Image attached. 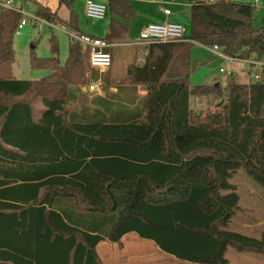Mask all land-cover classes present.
Listing matches in <instances>:
<instances>
[{
	"label": "trees",
	"instance_id": "1",
	"mask_svg": "<svg viewBox=\"0 0 264 264\" xmlns=\"http://www.w3.org/2000/svg\"><path fill=\"white\" fill-rule=\"evenodd\" d=\"M190 1V36L148 45L117 85L102 75L105 97L90 102L89 53L77 43L61 65L52 38V58L31 60L49 75L12 78L23 15L0 8V264H103L98 246L132 233L191 264H230V247L264 255V238L225 230L242 211L237 172L264 188V66L258 83L190 87L194 44L261 61L264 26L254 28L253 4ZM75 2L60 3L73 12ZM107 4L105 40L119 43L135 12L127 0ZM37 19L82 33L74 12L67 23L42 7ZM191 97L223 102L199 117Z\"/></svg>",
	"mask_w": 264,
	"mask_h": 264
},
{
	"label": "rangeland",
	"instance_id": "2",
	"mask_svg": "<svg viewBox=\"0 0 264 264\" xmlns=\"http://www.w3.org/2000/svg\"><path fill=\"white\" fill-rule=\"evenodd\" d=\"M10 1L12 2L11 6H13L15 10L21 12L23 19L28 21V25L21 30V34L15 35L13 40L15 62L12 66V78L19 81H39L49 75L50 72L46 70H33L31 67V60L34 57L41 60L52 58V38H56L58 42L59 54L57 58L61 65H64L69 57L71 43L69 37L70 30L67 28L65 30V27L61 24L49 26V24L37 19V12L40 8H49L51 12L57 13L64 22H70L74 12L77 16L79 29L84 34L104 38L109 32L111 21L109 13L103 21L88 19L84 12V0H76L73 12L65 5H61V0H0V3ZM166 1L169 2V5L163 6V8L170 10L174 14L176 23L183 26L187 30L188 36H190V0ZM232 1L239 4H253L257 9L253 20V26L255 29H261L264 26V0H258L257 3L255 2L256 0ZM100 2H105L106 4L107 0H101ZM141 2L142 3L132 4L138 13L137 20H140L146 15L152 16L155 9L159 10L157 8L158 6L156 7L142 0ZM136 25L137 24H135V26ZM135 26L132 27V30L125 40L111 49L112 69L110 71L112 72L115 70V74L118 75L116 76L117 78L124 72L127 74V66L138 63L137 60H139V57L136 53L135 44L140 41V29H137ZM140 43V45H144L142 42ZM230 59V62H226L224 59L214 55L212 48L194 44L191 51L193 72L190 76V87L220 85L221 88H225L232 82L250 84L255 82V75L261 71V67L264 65V59L261 61L255 59L257 60L255 61L253 57H251L250 60H240L238 58ZM253 62H256V64L250 65ZM221 69H225L226 73L221 74ZM106 72L108 73L109 70ZM106 72H103V74ZM95 73L97 72L93 71L90 74L89 86L81 89L82 92L87 95L88 102L96 97H105L102 87V83L104 82L99 84L96 92L90 91V87L94 84V81L98 79H101V81L103 80V74L100 75L97 73L95 79ZM106 78H108V81H111L108 75H106ZM119 82L115 81V85ZM84 89H86V91H84ZM116 90L115 87L110 89L111 92ZM99 93L101 95H99ZM137 94L140 98L143 97L146 95V89L143 87L138 88ZM25 101L32 103L35 114L37 115L44 110L40 96H32ZM222 102L223 100L217 101L213 99L191 97L190 107L194 113H197V115L200 114L199 117H203L208 112H215L216 105ZM231 183L237 188V193L240 196V210L242 211L232 219L225 230L260 239L261 234L264 233V188L258 185L243 170L237 172L235 177L231 180ZM246 226H248V229H246ZM101 246L102 247L99 249V256L103 264H154L152 259L140 260V258L146 255L159 258L165 254L159 251L152 241H145L134 233L126 236L122 242V246H117L107 241ZM226 258L230 261V264H264V255L246 252L241 253L232 247L228 249ZM127 260H129V262Z\"/></svg>",
	"mask_w": 264,
	"mask_h": 264
},
{
	"label": "built area",
	"instance_id": "3",
	"mask_svg": "<svg viewBox=\"0 0 264 264\" xmlns=\"http://www.w3.org/2000/svg\"><path fill=\"white\" fill-rule=\"evenodd\" d=\"M84 1H85V15L88 19L99 20V21H103L106 19L108 14V7L104 3H101L100 1L97 0H84ZM143 1L153 4H160L162 2V0H143ZM202 1L208 4H216L218 2H222V1L229 2L231 0H202ZM257 1L258 0H256L255 2L257 3ZM11 5H12L11 1L6 3H0V8L14 9L13 6ZM164 14L166 16H169L171 12L169 10H165ZM27 25H28V21L26 19H23L18 26L16 35H20L21 30L24 29V27H26ZM52 25L55 24H49V26ZM64 29L66 30V27ZM69 37L72 43L80 44L83 47V49L89 53V66L91 72L96 71L101 75L103 74V72L110 70V68L112 67V56L109 52V49L112 48V45L109 42H107L105 39L89 36L74 31L69 32ZM187 37H188L187 30L179 24H171V23L149 24L141 31L140 42L145 43L147 45L176 43V42L185 41ZM211 48L213 50L214 55L224 59L226 62H230L231 61L230 58H233L225 55L223 49L219 46H214ZM253 59L254 60L257 59L256 56H253ZM255 64L256 62L255 63L253 62L250 65H255ZM220 73L221 74L226 73L225 69H221ZM260 80H261V71L255 75V83L260 82ZM100 83H101V79L94 81V84L90 87V91L92 92L97 91Z\"/></svg>",
	"mask_w": 264,
	"mask_h": 264
},
{
	"label": "crops",
	"instance_id": "4",
	"mask_svg": "<svg viewBox=\"0 0 264 264\" xmlns=\"http://www.w3.org/2000/svg\"><path fill=\"white\" fill-rule=\"evenodd\" d=\"M82 1V0H81ZM101 1V0H100ZM129 3H130V5H131V7H132V9L134 10V12H135V16H134V19H133V21L130 23V30H129V33H130V31L132 30V27L133 26H135V24H137L135 27L137 28V29H140V33H141V31L143 30V28L145 27V26H147L148 24H164V23H171V24H178V23H176V18L174 17V14L171 12V14L169 15V16H166L165 14H164V11L165 10H168V9H166V8H163V6H168L169 5V2H167L166 0H162V2L160 3V4H153V3H150V4H152V5H155L159 10H156L155 9V11H153V13H152V16H150V15H146V16H143V18H141L140 20H137V18H138V13H137V11L134 9V7H133V5H134V3H142L141 2V0H127ZM143 1V0H142ZM101 3H103V2H101ZM104 4H105V2H104ZM133 4V5H132ZM107 7H108V4L106 3L105 4ZM84 12H85V6H84ZM108 13H109V9H108ZM190 13H191V1H190ZM109 15H110V13H109ZM60 18V17H59ZM110 18H112L111 17V15H110ZM190 18H191V14H190ZM61 19V18H60ZM65 22H67V21H65ZM68 23V22H67ZM55 25H59V24H55ZM65 27V26H64ZM128 33V34H129ZM82 34H84V33H82ZM128 34H127V36H128ZM86 35H88V34H86ZM140 35V34H139ZM90 36V35H89ZM127 36H126V38H127ZM99 38V37H98ZM101 39H105V37L104 38H101ZM139 42V43H138ZM137 42V44H135V46H136V53H137V55H138V57H139V60H137L138 61V63L137 64H142L143 62H144V59H145V57H146V55H147V53H148V45L147 44H145V43H143L144 45H140L141 43H140V41H138ZM120 43V42H119ZM119 43H110L111 45H112V48L113 47H115V45H117L118 46V44ZM111 48V49H112ZM111 49H109V52L111 53ZM135 60V61H136ZM131 65V64H130ZM129 65V66H130ZM129 66H127L126 68H128ZM112 69V67L110 68V70ZM109 70V72L107 73H104L103 75H108L109 76V79L112 81V82H119L120 80H122V79H124V77H125V75H126V72H124L123 74H121V76L119 77V78H117L116 76H118V75H116L115 74V70L114 71H110ZM126 71H127V69H126ZM111 76V77H110ZM248 84V83H247ZM84 91H86V89H84ZM88 91V90H87ZM117 91V90H116ZM116 91H113V93H115ZM96 92V91H95ZM99 95H101L100 93H99ZM246 229H248V226H246ZM130 235V234H129ZM126 236H128V235H126ZM126 236L122 239V242L124 241V239L126 238ZM261 238H264V233H262L261 234ZM260 238V239H261ZM145 241H148V240H145ZM106 242V241H105ZM105 242H102L99 246H98V248H97V252H98V254H100L99 253V249H100V247H102L101 245H103ZM115 245H117L118 246V244H115ZM157 249H158V247H157ZM159 250V249H158ZM160 251V250H159ZM141 259H152L153 260V263L154 264H156V263H158V264H191V263H187V262H182V261H179V260H177L175 257H173V256H170V255H167V254H163L162 256H160L159 258H157L156 256L154 257H151V256H144L143 258H140V260ZM262 260V259H261ZM128 262H129V260H127ZM229 263H230V261H229Z\"/></svg>",
	"mask_w": 264,
	"mask_h": 264
},
{
	"label": "water",
	"instance_id": "5",
	"mask_svg": "<svg viewBox=\"0 0 264 264\" xmlns=\"http://www.w3.org/2000/svg\"><path fill=\"white\" fill-rule=\"evenodd\" d=\"M216 86H219V85H216ZM198 116H200V114H198Z\"/></svg>",
	"mask_w": 264,
	"mask_h": 264
}]
</instances>
